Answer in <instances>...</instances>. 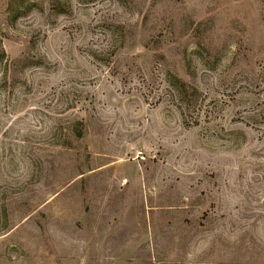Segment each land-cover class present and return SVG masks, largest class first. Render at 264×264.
<instances>
[{
    "label": "rangeland",
    "instance_id": "obj_1",
    "mask_svg": "<svg viewBox=\"0 0 264 264\" xmlns=\"http://www.w3.org/2000/svg\"><path fill=\"white\" fill-rule=\"evenodd\" d=\"M0 264H264V0H0Z\"/></svg>",
    "mask_w": 264,
    "mask_h": 264
},
{
    "label": "trees",
    "instance_id": "obj_2",
    "mask_svg": "<svg viewBox=\"0 0 264 264\" xmlns=\"http://www.w3.org/2000/svg\"><path fill=\"white\" fill-rule=\"evenodd\" d=\"M178 83H181V82H178ZM175 87H179V85L176 84ZM185 87H186V84L185 83H182L179 88H176V90L177 91H180L181 93H184L185 94L186 93ZM184 94H182V95H184ZM181 99H182V96H181Z\"/></svg>",
    "mask_w": 264,
    "mask_h": 264
}]
</instances>
